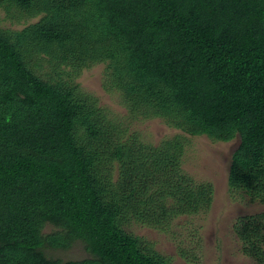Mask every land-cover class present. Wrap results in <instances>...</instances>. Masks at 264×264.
<instances>
[{"label": "trees", "instance_id": "1", "mask_svg": "<svg viewBox=\"0 0 264 264\" xmlns=\"http://www.w3.org/2000/svg\"><path fill=\"white\" fill-rule=\"evenodd\" d=\"M0 10L16 23L37 19L0 28V264H172L125 225L154 221L150 211L166 203L187 218L212 207L213 183L180 169L178 138L155 151L140 140L134 152L138 140H118L79 99L77 72L97 64L134 118L212 142L238 138L228 194L264 203V0H0ZM43 62L54 77H40ZM166 183L171 202L158 190ZM232 230L264 264V212ZM75 243L86 257L47 253Z\"/></svg>", "mask_w": 264, "mask_h": 264}, {"label": "rangeland", "instance_id": "2", "mask_svg": "<svg viewBox=\"0 0 264 264\" xmlns=\"http://www.w3.org/2000/svg\"><path fill=\"white\" fill-rule=\"evenodd\" d=\"M4 16L0 10V28L6 30L18 31L25 26L24 22H37L36 18H32L16 23ZM42 64L44 69L39 73L40 77L44 80L54 77L55 75L45 67L46 64ZM104 68L103 64H97L91 68H80V72H77L76 76L73 75L74 89L78 92L79 99L95 105L96 110L102 113L107 129L110 127L114 134L120 136L118 140L125 142L128 137L138 140L134 152L139 150L142 141L152 147L151 151H155L154 149L159 150V146L164 142L178 138L183 147L180 169L195 181H211L215 191L212 207L205 215L194 218L174 216L170 212L171 205L166 203L167 205L163 204L164 207L150 211L153 222L149 220L147 224L140 225L132 218L124 228L138 236L144 248L150 245L161 255L170 257L172 264H258L256 257L251 258L242 251L243 248L232 230L240 217L264 212V203L246 200L238 202L228 194L226 179L239 139L235 138L228 143L212 142L206 136L192 137L183 134L159 119L134 118L131 110L126 108L128 106L122 93L106 84ZM63 79H68L67 75H64ZM128 146L131 147L130 143ZM146 153L147 151H143L144 155ZM117 173L118 170L113 173L114 176H117ZM179 179L180 177L177 180ZM161 185L159 184L158 190L162 191V200L173 201L171 196L167 195L171 191L169 183L162 189ZM165 221L169 226L168 231L162 228ZM51 229L48 226L43 232H49ZM179 252L184 253L185 258H182ZM47 253L63 260H79L87 256L80 243H75L68 250Z\"/></svg>", "mask_w": 264, "mask_h": 264}]
</instances>
